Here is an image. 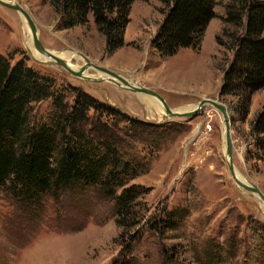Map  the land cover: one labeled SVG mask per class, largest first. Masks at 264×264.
I'll return each instance as SVG.
<instances>
[{"label": "rangeland", "instance_id": "obj_1", "mask_svg": "<svg viewBox=\"0 0 264 264\" xmlns=\"http://www.w3.org/2000/svg\"><path fill=\"white\" fill-rule=\"evenodd\" d=\"M8 1L19 2L31 14L46 48L76 52L70 62L76 69L87 60L110 68L133 84L158 91L178 111L203 98L224 103L236 171L264 193V149L253 132L264 106V87L254 92L246 117L240 113L242 98L220 93L235 54L229 38L227 45L216 41L225 0H217L216 17L199 48H180L167 57L152 45L168 10L159 0V5L150 0L134 4L126 43L112 54L106 52L105 37L92 15L86 25L63 28L48 0ZM0 53L47 75L54 92L70 104L81 90L109 106L110 113L104 109L97 115L110 123L122 140L121 158L131 163L124 174L128 181L114 195L101 185L83 183L34 199L9 185L0 187V264H264V203L232 177L219 110L206 105L194 117L160 121L155 97L118 86L94 67L85 76L98 81L38 59L26 42L25 19L2 4ZM53 111V98L33 102L30 121H50ZM127 189L138 193L128 209L120 208L117 198ZM118 218L126 225L120 226Z\"/></svg>", "mask_w": 264, "mask_h": 264}, {"label": "trees", "instance_id": "obj_2", "mask_svg": "<svg viewBox=\"0 0 264 264\" xmlns=\"http://www.w3.org/2000/svg\"><path fill=\"white\" fill-rule=\"evenodd\" d=\"M48 1L59 13L61 27L86 25L92 15L97 30L105 37L107 53L125 45L135 0ZM159 1L168 8L152 40L159 55L167 57L180 48H199L208 24L216 17L217 0ZM225 1L223 27L216 41L227 45L225 38H229L235 54L220 93L242 98L240 113L246 117L254 92L264 87V0ZM48 98H53L54 105L50 121L32 124V103ZM105 106L81 90L70 104L63 94L54 92V82L47 75L23 59L12 63L0 53V187L9 185L13 192L34 199L83 183L101 185L114 195L115 189L128 181L124 174L131 163L121 158L122 140L110 123L97 115L100 112L102 116L104 109L112 111ZM92 110L96 114L92 115ZM253 132L257 146L264 149V106L254 121ZM137 193L124 190L117 198L119 207L128 209ZM117 222L126 225L119 218Z\"/></svg>", "mask_w": 264, "mask_h": 264}, {"label": "water", "instance_id": "obj_3", "mask_svg": "<svg viewBox=\"0 0 264 264\" xmlns=\"http://www.w3.org/2000/svg\"><path fill=\"white\" fill-rule=\"evenodd\" d=\"M0 4L20 12V14L27 20L29 27L31 28V31H32L33 36H34L35 47L43 55L52 59V62H50V63L64 67L72 75H74L78 78H81L83 80L98 81L99 79H95V78H92L90 76L87 77L84 75L86 70H88L90 67H94V68L98 69L99 71H102L106 74H109L112 78H108V80L110 79L111 81L117 83L118 86H121V87L126 86L129 88V90H132L134 92L145 93V94L151 95L152 97H155L164 105V107H165L166 111L169 113L170 117H194L197 114H199L202 111V109L204 108V106H206V105H212L215 109L219 110L223 116L224 123H225L226 155L228 157L229 168H230L232 177L234 178L235 182L237 183V185L240 188L246 189L252 193H256L264 201V193L257 185L250 183V182H245L237 176L236 168L234 166V161H233V139H232V134H231L230 113H229L228 107L224 103L220 102L219 100L213 99V98H203L197 104V106H195V108L193 110L178 111V110L172 109L169 106L166 99L158 91L151 89V88H148L146 86H139V85L133 84V83L129 82L124 77V75H122L119 72H116L110 68L100 66L96 63H93V62L87 60L88 61L87 65L81 67L78 70H75L74 68H72L67 63V61L64 58L56 55L54 52H52V50H50L44 46V44L42 43V41L39 37L38 27L36 25V22L34 21L31 14L26 10V8H24V6H22L19 2H16V1L15 2H9L6 0H0ZM114 79H116V80H114Z\"/></svg>", "mask_w": 264, "mask_h": 264}, {"label": "bare ground", "instance_id": "obj_4", "mask_svg": "<svg viewBox=\"0 0 264 264\" xmlns=\"http://www.w3.org/2000/svg\"><path fill=\"white\" fill-rule=\"evenodd\" d=\"M8 1V0H6ZM23 17V16H22ZM24 18V17H23ZM25 19V18H24ZM25 32H26V42H27V45L29 46V48L31 49V51L34 53V55L38 58V59H41V60H45V61H49V60H52L51 58L49 57H46L45 55H43L40 51H38V49L34 46V36H33V33L31 31V28L29 27V24L27 22V20L25 19ZM39 34V33H38ZM56 55L64 58L67 63L72 67L74 68L75 70H78L76 69L73 65H71V59L73 57H77V53L76 52H72V51H63V52H54ZM81 68V67H80ZM91 68V67H90ZM87 71V70H86ZM102 72V71H101ZM104 73V72H103ZM106 74V73H105ZM86 75V73L84 74ZM109 75V74H108ZM110 76V75H109ZM111 77V76H110ZM116 80V79H114ZM121 83V82H120ZM145 94V93H144ZM151 96V95H150ZM156 99V98H155ZM143 101L145 102H148V100L145 98L142 99ZM158 100V99H157ZM159 101V100H158ZM160 102V101H159ZM197 106V105H196ZM195 107L193 108H186L184 109V111H190V110H193ZM157 109H159V111H161L160 115H159V120L161 121L163 118H169V113L166 111L164 105L160 102L159 106H157ZM182 111V110H181ZM164 116V117H163ZM228 158V157H227ZM237 176L242 179L243 181L245 182H248L246 181L237 171ZM256 194V193H254ZM257 195V194H256ZM258 196V195H257ZM259 197V196H258ZM260 198V197H259ZM260 200L264 203V201L260 198Z\"/></svg>", "mask_w": 264, "mask_h": 264}, {"label": "crops", "instance_id": "obj_5", "mask_svg": "<svg viewBox=\"0 0 264 264\" xmlns=\"http://www.w3.org/2000/svg\"><path fill=\"white\" fill-rule=\"evenodd\" d=\"M138 0H135L134 1V3L132 4V8H133V6H134V4L137 2ZM153 4H155V5H159V1L158 0H150ZM131 11H132V9H131ZM131 15V14H130ZM126 36H127V34H126ZM126 36H125V38H126Z\"/></svg>", "mask_w": 264, "mask_h": 264}]
</instances>
